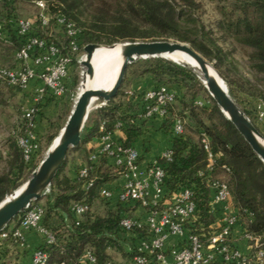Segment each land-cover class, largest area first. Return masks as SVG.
I'll return each mask as SVG.
<instances>
[{
	"label": "trees",
	"instance_id": "trees-1",
	"mask_svg": "<svg viewBox=\"0 0 264 264\" xmlns=\"http://www.w3.org/2000/svg\"><path fill=\"white\" fill-rule=\"evenodd\" d=\"M35 1L45 3L50 20L48 28L44 31L41 30L38 20L35 21L28 36H36L54 43L62 54L72 56L69 65L75 68L71 85L72 95L75 94L79 84V64L76 58L84 54L83 47L87 44L109 46L119 42H135L137 40L133 32L136 29L143 32L141 35L143 39L153 36L152 40L174 37L189 42L191 49L203 58L210 62L212 59L217 63L220 62L219 43L205 32L203 25L197 24L196 17L191 22L194 25L193 29L186 28V24L182 22L184 12L191 17L197 12L199 5L194 0H121L118 16L112 22H108L104 16L94 15L85 22H80L78 9L87 3L90 4L91 0H12L0 3V23L5 38L0 39V46L10 49L9 57L7 54L3 55L14 61L12 66L0 64L6 69L17 66L15 53L28 37L18 35L16 20L21 19L17 13L18 7L24 2L34 4ZM219 2L226 4L223 8L226 12L222 14L223 18L216 22L217 29L224 38H230L250 49L249 57L255 62L254 67L264 71V0H219ZM58 16L64 17L79 30L77 38L79 51L75 54L70 51L68 37L53 34L51 27H55V19ZM192 35L194 39L191 38ZM1 56L2 54L0 61H3ZM135 65H138V68L131 70L129 77L128 73ZM139 77H150L156 84L154 88L174 85L183 89V96L175 98L180 107V110H177L180 116L177 117L183 121V133L174 136L171 122L167 118L163 119L165 130L170 137L169 149L172 155L170 161H158L164 170L165 198H170L173 193L182 189H190L193 193L196 209L193 216L184 222L186 234L194 235L206 244L207 239L216 232L213 225L218 220L220 209L211 205L212 190L210 189L211 182L215 179L227 185L237 217L230 236L231 247L238 249L234 244L235 231L238 232L237 237L242 240L246 233L251 236H261L264 233V163L220 112L209 94L208 106L193 105L195 94L191 95L190 103L185 102L187 90L191 85L199 84L198 79L189 69L164 58L139 59L127 66L116 94L104 106L89 112L81 133L80 144L68 151L64 163L51 181L48 193L34 201V204L40 205L43 210L40 226L52 237V242L47 243L46 238L41 236L43 243L34 250H41L47 254V264H82L81 260L87 253L95 259L92 264H119L117 261L119 257L125 261L124 264H129L137 253V242L148 235L145 227L130 231L120 227V220L127 212L129 204L120 202L118 198L115 208L106 209L110 198L102 197L100 192L105 186L122 177L123 169L114 166L113 162L111 163L112 159L104 154L100 155L97 161L91 162L89 156L93 150H87L85 147L91 138H99L104 133H112L116 129H120L124 134L125 139L120 142L123 147H130L139 137L141 133L139 125L131 124L130 120L135 118L134 113L137 111L143 114L144 92H133L130 96L126 94V84ZM2 87L9 89V98L23 91L0 82V107L5 106L7 100L5 94L1 92ZM227 87L229 96L237 102L233 85L228 83ZM46 95L50 96L47 103L53 101L55 96L49 92H46ZM100 103L101 100L97 104ZM42 106L37 105L36 114L40 112ZM240 106L260 132L255 105ZM65 109L66 105L53 120L48 121L49 125L44 136H38L34 129L37 149L33 151L28 162L24 160L17 142L18 138L24 136L28 130L27 120L23 117L24 111L20 112L14 124L15 128L4 144L8 170L0 175V202L9 196L11 190L19 188L25 170L32 171L42 161L45 149L54 142L63 128V124L58 123L61 122L63 115L65 116ZM169 113H171L170 108ZM101 124H104L102 132L99 130ZM203 135L209 140L212 161L203 148ZM70 154L72 158L67 160ZM74 154H77V157H74ZM72 164H74V176H68L65 170ZM83 168L88 171L84 178L80 177ZM89 183L91 186L87 188ZM103 200L107 201V205L100 210L96 204ZM77 203L86 204L88 207L78 218L71 210ZM19 216L20 214L9 225L17 228ZM7 243L20 245L21 240L14 239L9 234L7 238L0 239V246ZM246 243L247 248L252 245L249 241ZM261 248L264 250V245ZM147 259L148 264H159L156 254L148 255ZM213 263L233 264L220 259H216Z\"/></svg>",
	"mask_w": 264,
	"mask_h": 264
},
{
	"label": "built area",
	"instance_id": "built-area-1",
	"mask_svg": "<svg viewBox=\"0 0 264 264\" xmlns=\"http://www.w3.org/2000/svg\"><path fill=\"white\" fill-rule=\"evenodd\" d=\"M12 0H0V3L10 2ZM34 5L38 10L34 20L18 19L16 20L17 32L21 37L28 36L33 24L38 20L41 30H46L49 25L50 16L46 12L45 3L35 1ZM55 26L62 30V35L69 38L68 46L72 54L79 51L77 38L79 30L75 25L62 16L55 19ZM0 39H5L2 34V24L0 23ZM84 60V54L76 58L77 64L81 65ZM15 68L6 69L0 66V82L17 87L21 90L27 88L31 80H39L43 88L39 95L49 92L52 96H60L64 92V80L68 74V67L72 62L71 55L62 54L60 48L54 43L47 42L36 36H28L19 50L15 53ZM29 63L34 66H44L41 72H35L29 67ZM127 95H132L133 91H127ZM175 102V95L168 91L165 86L153 88L143 94V114L146 120L159 118L168 119L171 122V131L174 136L183 133V121L181 118L169 113V108ZM104 106V105H103ZM102 107V106H99ZM35 108L26 109L23 117L27 120L28 130L26 134L18 138V145L22 150L24 160L28 162L31 154L37 149L35 142L33 116ZM257 119L264 123V103L258 102L256 105ZM119 126V125H118ZM99 130H104V124H101ZM98 146L89 156L91 162L97 161L102 154L112 159L113 165L122 168V177L124 183L119 192V201L124 204L135 203L146 212L144 221L133 218H122L120 227L126 231L134 228H147L148 235L137 244V253L133 256L131 264H148L147 256L156 254V260L160 264H214L217 260L233 264H264V233L261 236H251L244 234L243 240L252 243L248 246V252L243 254L238 249H234L229 244L232 231L236 225L237 217L231 205V196L227 185L215 179L211 182L212 190L211 205L219 207L220 213L218 220L213 227L216 232L203 244L194 235H187L184 228V222L191 218L195 213V203L193 193L190 189H182L173 193L169 204L159 209V204L165 199L163 189L164 170L159 161H170L172 152L170 149L164 151L159 157V161L145 168H140L139 155L137 151L130 147H123L118 140H115L112 133H104L96 138ZM203 148L212 161V155L209 151V140L206 136L202 137ZM210 168V167H209ZM211 169V168H210ZM88 171L83 168L80 171V177H86ZM91 183L87 185V188ZM49 187L44 194L48 193ZM100 195L104 198H111V191L103 188ZM86 204H74L71 208L74 215L78 218L86 210ZM43 210L40 205L32 201L18 217V227L7 225L0 232V239H5L11 234L14 239L22 240V230H33L44 236L47 243L52 242V237L40 226ZM171 236L183 237L184 242L171 248L170 255L172 261L167 262L162 255V249ZM94 257L87 253L81 260L82 264H92ZM48 256L41 250H36L32 254L31 264H47Z\"/></svg>",
	"mask_w": 264,
	"mask_h": 264
},
{
	"label": "water",
	"instance_id": "water-1",
	"mask_svg": "<svg viewBox=\"0 0 264 264\" xmlns=\"http://www.w3.org/2000/svg\"><path fill=\"white\" fill-rule=\"evenodd\" d=\"M100 47L97 44H87L83 47L84 60L81 62L89 77L93 70L91 60L94 51ZM122 63L113 86L106 91L85 88L77 95L72 110L58 136L56 145H50L44 158L33 171L31 177L21 186L17 194L5 197L0 202V232L16 218L32 201L42 198L45 190L50 186L52 179L64 163L70 149L80 144L81 133L88 118L89 112L105 105L120 87L128 65L139 59L164 58L176 52H183L198 64L205 80V89L215 102L224 117L230 121L237 132L242 136L254 154L264 163V138L253 126L247 116L229 96L225 84L205 58L189 46L169 41H135L120 44ZM173 63L185 65L171 60ZM188 68V67H187ZM101 100L100 104H96ZM95 102L93 107L91 104Z\"/></svg>",
	"mask_w": 264,
	"mask_h": 264
},
{
	"label": "rangeland",
	"instance_id": "rangeland-1",
	"mask_svg": "<svg viewBox=\"0 0 264 264\" xmlns=\"http://www.w3.org/2000/svg\"><path fill=\"white\" fill-rule=\"evenodd\" d=\"M194 1L199 5L197 12L194 14V17L193 16L191 17L189 14L184 12L183 14L184 17L182 19V22L186 24L185 26L186 28L193 29L194 25L191 22H192V19L196 17V19L198 20L197 21L198 23L197 22L196 23L198 25H203V27L205 28V32H208L209 35L216 42L219 43L221 47L220 62L217 63L216 60L214 59H212L211 62L207 59L206 60L213 67V70H215L217 75L222 79L223 83L225 84L227 88V91H228V87H227L228 83H231L233 85V88L235 89V93L238 99L237 102H235V100L233 101L237 104V106L240 109H241L240 105H243V104L245 105L252 104V106L254 104L256 107L258 102L264 103V71L259 70L254 67L255 62H253L252 59L249 57L251 54V50L245 48L240 43L235 42L230 38H224V36L217 29L216 22L220 20L221 17L223 18L222 14L226 12V10H224L223 8L226 4L219 2V0H194ZM120 4H121V0H91L90 4L87 3L83 5L82 7H79L78 18L80 22H85L88 18L92 17L93 15L94 16H104L108 22H112L114 18L118 16L117 11H119L120 9V6H119ZM17 13L21 19L34 20V18L38 14V10L36 9L34 4L24 2L21 5H19ZM51 28L54 32L53 34L55 35L62 34V30L60 28H57L56 26L55 27L52 26ZM133 34L137 41H148V42L169 41V42L181 43V44L189 46L190 48L192 47L191 43L178 40L177 38H174V37L162 38L161 40H152L154 39V36L153 37L151 36L152 38L143 39L141 38V35L143 34V32L138 29H136L133 32ZM191 38L194 39L193 35L191 36ZM116 44H121V42L114 43L112 45H116ZM100 46H108V45H100ZM0 54H2L1 59L3 60V61H0V64L6 65V66L13 65L14 61H12L11 58L8 59L10 55L9 48L0 46ZM3 54L4 55L7 54L8 57L7 58L4 57ZM166 59L170 60L168 58ZM136 68H138V65L137 66L135 65L132 67V69H130L128 73L129 77L131 76V72H132L131 70H136ZM193 70L195 72L197 71L195 69ZM193 70L191 69L190 71L198 79L199 84H196L193 86L191 85V87L187 90V98H186L187 101L185 102L187 104L190 103L191 95L195 94L196 98L194 100L193 105L197 107H202L204 105L208 106L210 104L209 99H208V92L206 91L204 84L202 83L199 76ZM84 72H85V69L82 68L81 65H79V68H78L79 84L76 88L75 94L70 96V100H68V103L65 109V116L63 115L61 122L58 123L59 125L63 124L64 126L72 110L74 102L81 89V83L83 81ZM1 92L5 94V99L7 100H6V105L0 107V175L6 173L8 170V164L6 161L5 154L3 155L2 150H1L3 147L2 145H4L5 140L9 138L11 131L14 130L15 121L17 117H19L20 112H21L20 107L16 104L15 96L12 98L8 97L10 93L9 89H7V87H4V88L2 87ZM97 103L98 102H96V104ZM174 108H175V112H173V114L175 113L176 116H180L178 113V111L180 110L178 103ZM241 111L243 112L242 109ZM49 147L50 146H48V148ZM48 148L45 149L43 158ZM71 158H72V155L70 154L67 160H71ZM35 169H33L32 171H26V170L24 171V175L21 180L22 184L19 186V188L31 177ZM19 188L11 190V192L8 195L9 196L12 195ZM96 205L100 210H103L104 207L107 205V201H104V200L100 201Z\"/></svg>",
	"mask_w": 264,
	"mask_h": 264
},
{
	"label": "crops",
	"instance_id": "crops-1",
	"mask_svg": "<svg viewBox=\"0 0 264 264\" xmlns=\"http://www.w3.org/2000/svg\"><path fill=\"white\" fill-rule=\"evenodd\" d=\"M31 69L35 72H41L44 66H34L32 63L28 64ZM74 66L68 67V74L65 81V88L62 95L53 97V101L47 103L49 95L44 94L39 95V91L42 90L43 85L42 83L37 80L33 79L28 84L27 88L21 91L20 93L16 94L15 101L16 104L20 107V111L23 112L26 109L35 108L34 118V128L35 132L38 136H44L46 129L48 127V121L53 120V118L61 111L64 105H67L68 100H70L71 94V85L73 81V76L75 74ZM156 84L152 81L150 77H139L130 80L126 84L127 91L133 92H146L148 90L153 89ZM168 91L175 95V98H181L183 96V89L177 86H165ZM79 90V89H78ZM52 98V97H51ZM43 105L40 107V112H37V105ZM47 104V105H45ZM177 105V101H175L174 105L170 107V112L173 114L175 112L174 106ZM47 115H46V113ZM135 114V118L130 120L131 124L139 125L140 127V135L139 137L133 142L130 148H133L137 151L139 155V165L140 168L148 167L152 164H155L161 154L170 148V137L165 130L164 120L159 118H154L151 120L145 121L142 117L140 111H137ZM42 115V116H41ZM264 123L258 121V127L260 129V134L264 138ZM120 126V125H119ZM126 127V125H125ZM113 137L115 140L121 142L125 139L124 134L120 129H116L113 132ZM2 154H5L4 145H2ZM98 146L96 138H91L86 144L85 147L87 150H95ZM77 154H74V157ZM113 161H111L112 163ZM74 164L68 165L65 174L68 176H74ZM124 183V178L120 177L118 180L114 181L111 185L105 186L111 191V198L109 200V204L107 205L106 209H113L118 204V196L120 189ZM170 198H165L158 206L159 209H162L165 205L169 204ZM232 205V200H231ZM123 218H133L139 219L144 221L146 218V212L141 209L137 204L130 203L128 205V210L125 212ZM22 240L20 245H9L4 244L0 246V264L7 263V264H31V257L33 251L41 246L43 243L42 237L40 234L30 230H22ZM238 236V232L235 231L234 238H235V246L241 252H247V243L245 240L240 239ZM185 238L183 237H176L171 236L167 239L163 249L162 255L164 256L167 262L172 261V256L170 255L171 248L178 246L184 242ZM138 244V242H137ZM119 264H124L125 261L122 258L117 259ZM131 264V263H129ZM160 264V263H159Z\"/></svg>",
	"mask_w": 264,
	"mask_h": 264
},
{
	"label": "bare ground",
	"instance_id": "bare-ground-1",
	"mask_svg": "<svg viewBox=\"0 0 264 264\" xmlns=\"http://www.w3.org/2000/svg\"><path fill=\"white\" fill-rule=\"evenodd\" d=\"M165 58H168L170 60L173 59L176 62L185 65L190 70L191 69L197 70L196 72L194 70L193 71L199 76L202 83L205 85V80H204L203 74L201 73L199 69L198 64L190 56H188L187 54L183 52L176 51L166 56ZM122 60H123V57L121 53L120 44L98 47L94 51L93 57L91 60L93 75L92 77H89L86 71L83 73V81L81 83V89L79 93L84 91L85 88H91L94 90H101V91L109 90L113 86L117 78ZM94 104L95 102L91 104V107H93ZM57 142H58V139L56 138L54 139V142L52 143V145H56ZM20 188L16 192H14L12 195L17 194Z\"/></svg>",
	"mask_w": 264,
	"mask_h": 264
}]
</instances>
